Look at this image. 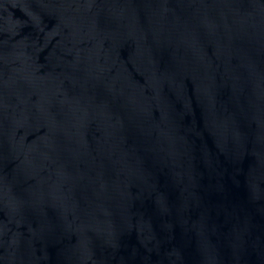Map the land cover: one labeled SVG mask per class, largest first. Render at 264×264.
I'll return each instance as SVG.
<instances>
[{"label":"water","instance_id":"1","mask_svg":"<svg viewBox=\"0 0 264 264\" xmlns=\"http://www.w3.org/2000/svg\"><path fill=\"white\" fill-rule=\"evenodd\" d=\"M0 264H264V0H0Z\"/></svg>","mask_w":264,"mask_h":264}]
</instances>
